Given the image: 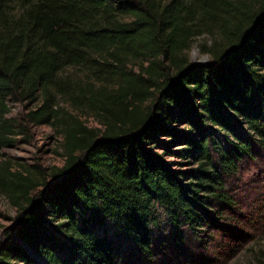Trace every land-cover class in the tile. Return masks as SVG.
I'll return each mask as SVG.
<instances>
[{"label":"trees","instance_id":"trees-1","mask_svg":"<svg viewBox=\"0 0 264 264\" xmlns=\"http://www.w3.org/2000/svg\"><path fill=\"white\" fill-rule=\"evenodd\" d=\"M202 34L212 62L192 65ZM39 100L25 120L58 132L64 165L0 161L17 212L0 264L150 260L162 224H214L227 180L264 152V0H0V151L21 134L8 103Z\"/></svg>","mask_w":264,"mask_h":264},{"label":"rangeland","instance_id":"rangeland-1","mask_svg":"<svg viewBox=\"0 0 264 264\" xmlns=\"http://www.w3.org/2000/svg\"><path fill=\"white\" fill-rule=\"evenodd\" d=\"M214 40L208 34L194 38L186 52L188 62L192 65L211 63V54L205 49H212ZM40 104V100L29 105L8 103L21 134L11 148L0 151V161L9 160L17 169L25 166L52 174L53 169L64 165L62 137L51 127L35 126L25 120L26 113ZM60 105L79 117L88 128H100L90 112L75 111L65 102ZM169 161L174 162L176 170L192 168L179 159L170 158ZM227 191L233 205L230 208L212 207L210 217L214 224L197 231L184 229L180 238L173 237L171 230L162 224L163 239L155 242L150 260L123 248L118 264H264V152L241 164L237 174L227 180ZM16 219V210L0 195V242L14 230Z\"/></svg>","mask_w":264,"mask_h":264},{"label":"water","instance_id":"water-1","mask_svg":"<svg viewBox=\"0 0 264 264\" xmlns=\"http://www.w3.org/2000/svg\"><path fill=\"white\" fill-rule=\"evenodd\" d=\"M202 64H204V63H202Z\"/></svg>","mask_w":264,"mask_h":264}]
</instances>
